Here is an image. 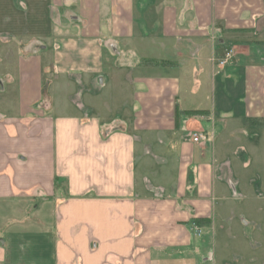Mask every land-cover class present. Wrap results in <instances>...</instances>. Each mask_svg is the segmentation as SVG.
<instances>
[{"label": "crops", "instance_id": "0c3cea01", "mask_svg": "<svg viewBox=\"0 0 264 264\" xmlns=\"http://www.w3.org/2000/svg\"><path fill=\"white\" fill-rule=\"evenodd\" d=\"M0 76V264H264V0H0Z\"/></svg>", "mask_w": 264, "mask_h": 264}, {"label": "rangeland", "instance_id": "374dc122", "mask_svg": "<svg viewBox=\"0 0 264 264\" xmlns=\"http://www.w3.org/2000/svg\"><path fill=\"white\" fill-rule=\"evenodd\" d=\"M4 87V81L0 76V90ZM264 134L262 130V135ZM263 147V162L261 163V172L255 171L254 167L251 168L252 177L256 178L258 173H261L262 179L264 178V139L262 140ZM254 171V172H253ZM256 172V173H255ZM263 173V174H262ZM262 181V180H261ZM264 181V180H263ZM259 190L256 196L255 190ZM246 190L249 192L250 197L241 202H236V212L244 215L249 224L244 225V229H241L240 219H238V225L240 229H237V238L244 245L241 247L245 258H257L264 261V182L261 187H248ZM243 224V222H242ZM245 249V250H244ZM216 254L221 258H227L228 253L221 250L216 246ZM226 256V257H225Z\"/></svg>", "mask_w": 264, "mask_h": 264}, {"label": "built area", "instance_id": "2783aa9c", "mask_svg": "<svg viewBox=\"0 0 264 264\" xmlns=\"http://www.w3.org/2000/svg\"><path fill=\"white\" fill-rule=\"evenodd\" d=\"M233 56H234V50L228 51L225 54L224 58L220 60L219 64L221 66H225ZM208 140H209V136L206 132H197L193 134L194 143H203V142H207Z\"/></svg>", "mask_w": 264, "mask_h": 264}]
</instances>
